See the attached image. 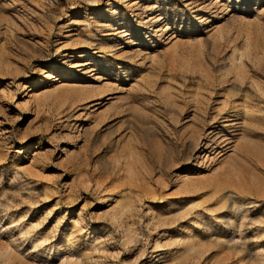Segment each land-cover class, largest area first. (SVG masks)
<instances>
[{
  "label": "rangeland",
  "instance_id": "374dc122",
  "mask_svg": "<svg viewBox=\"0 0 264 264\" xmlns=\"http://www.w3.org/2000/svg\"><path fill=\"white\" fill-rule=\"evenodd\" d=\"M0 264H264V0H0Z\"/></svg>",
  "mask_w": 264,
  "mask_h": 264
},
{
  "label": "bare ground",
  "instance_id": "6f19581e",
  "mask_svg": "<svg viewBox=\"0 0 264 264\" xmlns=\"http://www.w3.org/2000/svg\"><path fill=\"white\" fill-rule=\"evenodd\" d=\"M236 148V147H235ZM35 154H37V153H35Z\"/></svg>",
  "mask_w": 264,
  "mask_h": 264
}]
</instances>
